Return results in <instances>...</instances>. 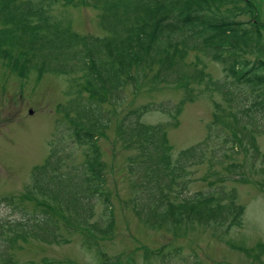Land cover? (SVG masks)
<instances>
[{"label":"trees","instance_id":"1","mask_svg":"<svg viewBox=\"0 0 264 264\" xmlns=\"http://www.w3.org/2000/svg\"><path fill=\"white\" fill-rule=\"evenodd\" d=\"M61 1L73 2L0 0V60L25 77L33 69L75 75L76 82L68 91L72 97L57 107L69 121H58L46 160L33 170L28 189L36 201L33 214L26 212L30 218L9 229L0 227V238L12 235L6 240L13 243L29 235L58 243L63 239L57 222L64 216L78 222L69 224L70 230L88 227L110 234L114 208L106 190L98 134L109 127L105 104L124 102L125 89L136 88L139 77L155 70L163 81H183L182 73L189 69L186 58L193 51L221 66L220 78L206 74L199 65L192 70L193 81L199 75V81L221 96L214 102L213 121L201 141L174 156L166 125L142 119L151 111L177 118L186 102L194 100L191 88L174 104L152 100L125 112L117 134L136 150L128 166L137 178L132 201L159 225L211 220L239 225L244 206L237 203L235 187L211 183L209 189L192 192L190 186L195 165L207 162L214 166L228 159L231 162L225 170L231 171L241 164L230 149L237 153L248 144L259 152L257 136L264 134V41L255 20L240 18L254 11L251 1L94 0L106 32L102 36L74 30L71 20L55 11ZM78 147L83 156L79 162L75 157ZM226 176L221 180L229 179ZM14 199L7 196L3 200L15 208ZM100 204L107 222L96 218ZM29 222L31 229L26 228Z\"/></svg>","mask_w":264,"mask_h":264},{"label":"rangeland","instance_id":"2","mask_svg":"<svg viewBox=\"0 0 264 264\" xmlns=\"http://www.w3.org/2000/svg\"><path fill=\"white\" fill-rule=\"evenodd\" d=\"M250 1L254 11L240 18L255 20L264 41V0ZM55 11L60 17L70 19L73 29L83 35L106 33L100 25L101 10L94 0L61 1ZM186 64L189 69L182 73L181 82L163 81L155 70L145 78L139 77L136 88L125 89L124 102L105 104L110 113L109 127L98 130V134L106 190L114 208L112 232L103 235L88 227L80 230L72 226L70 230L69 224L78 222L64 216L57 222L63 239L58 243L29 235L13 243L6 240L12 235L0 238V264H104L105 261L107 264H264V134L257 136L259 152L248 144L237 153L226 147L241 164L239 168L226 171L225 165L231 162L228 159L224 164L211 166L205 162L192 167V192L209 189L211 183L213 186L224 183L227 189H237V203L244 206L239 225L229 226L220 220L159 225L146 218L145 211L138 210L132 201L137 178L128 166L136 150L117 134V124L125 112L152 100L174 104L191 88L194 100L186 102L177 118L151 111L142 119L145 123L166 125L174 156L201 141L207 133V124L213 121L214 102L220 101L221 96L199 81V75L193 81L192 70L199 65L206 74L220 78L221 66L196 51L189 53ZM73 77L33 69L25 77L14 66L0 60V227L3 229L28 220L26 212L33 214L36 201L28 193L33 170L46 160L58 121H69L66 115L57 112V107L72 97L68 91L76 84ZM75 150L79 162L83 159L81 148ZM214 170L219 174H214ZM225 175L229 179L221 180ZM7 196H14L18 206L6 204L3 199ZM96 218L108 221L101 204ZM32 225L29 222L26 228L31 229Z\"/></svg>","mask_w":264,"mask_h":264}]
</instances>
